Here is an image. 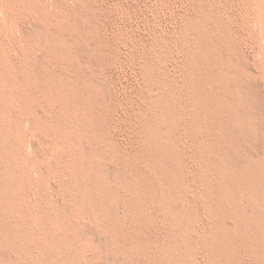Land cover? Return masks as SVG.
<instances>
[{
  "label": "rangeland",
  "instance_id": "rangeland-1",
  "mask_svg": "<svg viewBox=\"0 0 264 264\" xmlns=\"http://www.w3.org/2000/svg\"><path fill=\"white\" fill-rule=\"evenodd\" d=\"M238 1L18 0L19 4L16 13L17 25H10L7 22V16L2 11H0V32L4 30L10 38V43L13 47V53H17L16 55L14 54L13 57L15 58V60H17L18 63H22V53L24 51L27 52L28 50H30L34 60V72L35 75L39 78V84L37 85V87L30 90L26 97L27 107L24 113L25 120L22 124L23 134L21 136L23 141L22 149L19 150V156L18 154L12 156L9 155V159L13 161V163H20L28 169L31 182L33 183V186L35 188L34 190L36 194L32 197V200L37 210L36 213L29 214L27 208L24 207L23 201L15 194L11 195V193H9L6 181L2 178V175H0V264H31L32 261V264H41L42 261V264H55V261L56 264H115L117 261L118 263L116 264H121L122 262V264H150L153 263V261L151 262L152 259H150V257H147L146 254L153 252L156 253V251H159L157 253H160L163 247L170 250V257L163 256L164 264H172L169 262L173 261V264H231V262L232 264H264V225L261 224L264 223V196H262L264 195V185L262 184L264 183V125L262 124L264 123V34L263 28L259 23H257L256 21L247 22V14L245 13L244 8L248 7V5L251 3L248 0ZM233 4H236L238 6H233ZM229 11L230 13L232 11V13L230 14ZM241 14L243 16H241ZM216 16L218 18H216ZM210 26H212V29ZM199 35L205 36L207 39L211 38L209 39L211 41L212 39L216 42H219L221 40L228 41V44L225 46H208L209 48L211 47V50L213 48L215 51L214 53L213 50L211 51L209 49L210 52H212V56H214L215 58V62H213V64L212 60L208 59L207 63L210 62V65H208L209 69H211L212 72L215 69L216 71H218V73L222 72L224 76L227 75L226 78H228L229 76L232 77L233 75L234 78H228L232 81H235V78L237 79L236 83L240 86V90L242 91V93L240 92V97H245L247 101H245L246 99L242 103L237 101L236 103L241 104L238 105L235 103V101H233L232 96H230L232 99L230 98L231 100L229 101V103H226V105L228 104L227 107H233V109L236 108V111L239 110V113H237L241 116L242 119L245 117L244 120L246 121H248L246 116L249 117L250 115H253L250 116V118L254 121L258 118V120H256L255 122V125H257L256 128L258 127V130L256 129L255 131L256 133L249 131L250 129L245 128L246 126L244 127V124L241 125L237 122L234 123V121L229 120L228 118H226V120L224 119V126L226 127V129L218 130L217 126L213 124V121L209 120L208 118L206 119V117H203L200 121L188 117L185 119V117L181 116L182 113L199 112V110L201 111L200 113H203L205 111L204 107L202 109L201 106L196 105L190 99L187 100V98H184V95L182 96V94L184 93L188 94L196 91L199 92V87L209 83V81L206 80L205 76H203V74L199 70L189 67L190 64L202 61L201 58L196 53L194 55L193 52L196 47L199 46ZM217 62H219V64ZM239 63L240 65H238ZM247 65H249V67L251 65V69ZM29 67H32V64H30ZM244 67L245 69H243ZM215 70L214 72H216ZM190 72H192L193 74ZM237 72H239L240 74ZM218 73L216 72L215 74ZM187 76L188 78H186ZM237 77H240V80L242 81V87L241 81ZM188 80H190V82ZM251 80L254 81L252 82ZM192 81L194 82L193 85ZM188 82L191 84H188ZM196 82L200 84V86ZM214 83L215 84H212L211 86L217 87L219 85L217 84V82ZM209 85L210 83L208 84V86ZM254 85L255 88L253 87ZM51 88L58 89V91L55 89L58 93H60V91L63 92L64 96L66 97L65 100L58 94H52L50 92ZM242 88L247 89L244 90ZM250 89L251 91H249ZM255 89H257V91H255ZM230 92V94H232V89L230 90ZM252 94H254L255 96L259 95L260 100L257 101L258 98L257 100H254L256 97ZM201 97L204 99L206 98V101L209 99V97L205 94H201ZM232 101L234 104L232 103ZM258 102L260 103L258 104ZM163 103L165 104V107ZM168 103L170 104V106ZM177 103H179L178 106L181 108L176 106ZM243 104L245 106H243ZM252 105L256 106L252 107ZM240 111H243V115ZM254 115H256L257 118ZM163 116H169V122L167 124L161 123L160 120ZM143 118L155 120L157 126L164 134V142L167 143L170 152L165 153V150H159L156 147L154 148L153 144L151 145V147L154 148V154H150L147 152L145 145H149L151 143V139L146 133H144V130L147 128V124ZM17 121L18 116L16 112L12 115H9L6 121H4L7 132L11 134L10 140L14 139L15 125ZM206 123L209 125H207ZM202 126H205L211 130H209V132L202 131ZM261 126L262 128H260ZM192 129L198 131V134L200 136L197 135V137L196 135L192 134ZM259 130L260 132H258ZM1 131H4V127L2 125V122L0 121V132ZM247 131L251 133V135ZM226 132L229 137L223 138L222 136H224L223 134H226ZM240 132H242L243 136ZM64 134L66 136H64ZM258 134L260 136H258ZM245 135H248L250 139L248 136L246 138ZM71 137L73 138V140ZM259 137L262 139H260ZM251 138L254 139L251 140ZM228 140L229 142H227ZM246 140H248L247 142H251L247 143ZM243 143H245V145ZM254 143L257 144L255 145ZM1 144L3 145V147H10L11 143L10 141H2ZM209 144L212 145L210 146ZM247 145L251 146V150ZM242 146H244V148ZM221 150H225L226 152L228 151L227 154L229 155L230 159L223 157L220 154ZM254 150L255 152H259L255 153ZM147 153L148 157H146ZM178 153L180 154L178 155ZM71 155H75L78 159V167L79 170H81L79 171L81 173V184L75 183V185L73 179L64 170L66 169V164L69 162V159L72 157ZM116 155L118 156V158ZM257 156H259L260 159ZM138 157L140 160L143 159L155 162L158 168L160 160L166 162L170 166V169L166 172V174L165 172L162 173V177L164 176L163 178L166 179V182L159 186L160 189L163 187L161 190L166 195V197L170 201L177 204V208L167 210L165 208L163 209L164 212L159 210L160 216L158 215L156 219H153L149 216H147L146 218V215H144L143 218V216L138 212V208L135 209L136 207H138L137 205L140 202L136 200V196L131 191L129 192L130 189H127V184L128 182L130 183V180H132L133 176L139 177V175H141L142 171L138 169V167L134 163V159ZM240 157H242L243 159ZM245 158L247 159L244 160ZM262 158L263 160L261 161ZM216 159L219 160L217 161ZM236 160L237 163L235 164ZM49 161L51 163H49ZM173 161L175 163H173ZM242 161L243 163H241ZM228 163H231V165H229ZM232 164H235V166H233ZM259 165L260 169H258ZM227 167L229 169H226ZM0 168L5 169V165L1 163ZM49 168H51V170ZM155 169L156 167H151L149 169V172L152 170V175L154 176V178L156 177V179H158L159 175H157L158 173ZM238 169L239 171H237ZM84 171H86L87 173ZM230 172L231 175L228 174ZM204 174L206 175L202 177ZM219 175L221 177H219ZM236 175L253 178L256 182L252 183L254 185H251L250 182H247L251 186L247 183H242L243 185L239 183L241 186H243L239 187V184H237L238 182H236L237 180H234ZM258 175H260V177L263 179L261 180ZM68 176L70 177V179ZM85 176L87 178H84ZM95 177L98 179H96ZM89 178L92 179L90 180ZM94 179L95 181H93V183L92 180ZM221 181H224V183H221ZM88 183L91 188L90 186L88 187ZM220 184H222L223 186ZM234 184L236 186L235 190H239L237 191V195L240 192V198L238 196L236 201L233 202H237L235 204H232V202L228 199H224L226 201H224L223 199L220 200V198L217 199V196L215 194H212V197H208L204 194V190L206 189L207 185L212 187L210 189H218L219 193L226 191L230 187L234 188ZM255 184H258L259 187H257ZM79 185L82 186L80 187ZM83 185L85 188L83 187ZM86 186L88 187V189H90L91 192L86 189ZM221 186L224 188H221ZM253 186L256 187L254 188ZM260 186L262 187L260 188ZM172 187L173 189L171 190ZM186 188L188 189L186 190ZM247 189H250L249 192L256 189L255 191H257L258 194H256L255 191L250 192V194ZM260 189H262V191ZM76 191L80 192L78 193ZM111 191H113L114 194L111 193ZM245 192L248 194H245ZM85 193L89 194L92 197L88 196ZM116 194L119 196V198L118 196L116 197ZM85 195L87 198L85 197ZM122 195H124V197ZM187 195L189 196L187 197ZM243 195L244 199H242ZM246 195H248V197ZM81 196L83 197L81 198ZM256 196L258 197V199ZM68 198L73 201L71 202V200H69ZM102 198L104 200H102ZM249 198H251L250 202ZM79 199L82 201V204L80 203L81 210L85 208L82 211H79L80 208L77 209L79 204L76 202H78L77 200ZM96 199L98 201H96ZM258 200L259 202L261 200L262 205L261 202H258ZM89 201L96 202H94V204L92 203V207L93 205H95L93 209L92 207L89 209V206L87 205ZM102 201H104L105 203H102ZM109 201H111V204ZM84 202L86 205H83ZM98 202L99 204L98 206H96ZM198 202L200 206L198 205ZM200 202H202L203 204ZM224 202L225 204H227L225 208ZM240 203L242 204V206L240 205ZM246 203L248 205H251L252 203L253 204L250 208V205L248 206ZM114 204L116 205L115 208ZM220 204L222 206H220ZM256 204L259 208L255 206ZM82 205L84 207H82ZM235 205H237V207ZM253 205L255 207H253ZM230 207H233L237 213H229L230 211L228 212V210ZM248 207L251 209V213H249L250 209ZM55 209L58 211H56ZM72 209L74 211L70 213ZM198 209H200L201 211ZM85 210L87 211V213ZM116 210L118 211V213ZM83 211H85V213ZM165 211L169 214L170 218L172 217L171 219L166 218L168 222L163 216ZM213 211L215 215H212ZM258 211H262L263 213L259 212L262 215L256 213ZM170 212L173 213V216ZM253 212L257 217H253L255 216ZM177 213L183 216L177 215ZM73 214L76 215L74 216ZM79 214L81 215V218H79ZM120 214L121 216H119ZM247 214H249V216ZM71 215L73 217L72 219ZM234 215L238 217H235ZM68 216L69 218H67ZM174 216L175 219L173 218ZM148 217L153 220L149 219ZM221 217L223 219H220ZM251 217H253L254 220H252L253 218ZM179 219L181 220L179 221ZM259 219L260 221H258ZM32 220L34 221V223ZM70 220H74L72 221L73 223H71ZM174 220L177 223L179 222L180 226L177 227L174 223ZM26 221L28 225H26ZM75 221H77L76 224H74ZM80 221L81 223L79 224ZM212 221H214L215 223H213ZM247 221L249 222L248 225L250 226L245 228L247 226ZM255 221L261 223H256ZM236 222L238 223V226L236 225ZM243 223L246 224L245 227V224ZM240 224L243 226H240ZM167 225L169 226L167 227ZM253 225H256V227L258 225L259 226L255 228V226L252 227ZM28 226L29 228L31 227L32 230L28 229ZM72 226L76 227L73 228ZM187 226L190 227L187 228ZM213 226L215 227V230H213ZM243 227L245 228V230L247 229L248 232L245 231ZM260 227L262 228L263 235L261 234ZM230 228L232 229L233 234L235 232L234 230L241 231L242 228V231L244 230L245 233H242L241 231L240 233L238 232L239 234L237 233V235H235V232L234 236L231 233ZM249 228L251 229L249 230ZM70 229L72 230V233ZM253 229H256L255 231L257 232L259 230V232L255 233ZM77 230H79L78 233ZM24 231L26 233H24ZM28 231L29 233H36V235L38 236V240L33 237H31L30 239ZM105 231L110 232L109 234L112 237L110 235H107ZM114 231L116 233H113ZM132 231L135 232L133 233ZM211 231L219 232V234L223 236L229 242V244L232 243L230 244L231 247L229 246L225 248L211 242V239H209V233ZM225 231L228 232V234ZM53 232L54 234H52ZM57 232L60 237L59 235H57L58 237L56 236ZM88 232L90 234H88ZM176 232H178L177 234L179 235H177ZM23 233L24 236L22 235ZM39 234L41 236H39ZM71 236L74 237L71 238ZM79 236H83L82 238L84 239H78ZM114 237L116 238L113 241ZM181 237H183L184 239ZM86 238L89 240L87 241ZM29 239L33 241L30 242ZM72 240L74 242H72ZM91 240H94L95 242H92ZM116 240L117 242H115ZM137 241L140 243H138ZM114 242L118 244H115ZM39 243L40 245L42 244V247L39 246ZM67 243L70 246H68ZM70 243H74L72 245L76 246H71ZM113 243L115 245H113ZM119 243L121 245H119ZM136 243L139 245V247L138 245H136ZM147 243H149V245ZM249 243L253 245H250ZM25 244L28 245V247ZM93 245L94 247H92ZM133 245H136L137 247H134ZM58 246L61 247H59L61 250L59 248H56ZM128 246L130 250L127 248ZM29 247L30 249H32L30 250ZM73 247L75 249H73ZM140 247L141 249L142 247H144L141 251L148 250L147 253H142L140 251ZM33 248L35 251L33 250ZM45 248H47V251ZM76 248L77 250H79V252L76 250ZM159 248L161 250H159ZM133 250L135 252L137 251L136 253L140 258L138 256L136 257L135 252L133 254ZM258 250H260V252ZM33 251L37 254H34ZM236 251H238L239 253ZM54 252H57V256ZM26 253L27 256L25 255ZM42 254L43 256L45 255L44 259ZM219 254L221 255L219 256ZM51 255L54 257H52ZM62 256H64V258ZM55 257H58V259H55ZM175 257H177V259ZM60 258L63 260H61ZM169 258H171V261H166L169 260ZM57 260H60L59 262L61 263H59ZM222 260H224V262Z\"/></svg>",
  "mask_w": 264,
  "mask_h": 264
},
{
  "label": "bare ground",
  "instance_id": "bare-ground-1",
  "mask_svg": "<svg viewBox=\"0 0 264 264\" xmlns=\"http://www.w3.org/2000/svg\"><path fill=\"white\" fill-rule=\"evenodd\" d=\"M158 1V0H157ZM164 1V0H163ZM238 1V0H237ZM242 1V0H241ZM251 4H249L248 5V7H246V8H244V11H245V13L247 14V22H251V21H256L257 23H259L260 24V26L263 28V34H264V0H248ZM239 2V1H238ZM227 3V2H226ZM234 3V2H233ZM237 3V2H236ZM242 3V2H241ZM18 4H19V2H18V0H0V11H2L6 16H7V22L10 24V25H17L16 24V13H17V9H18ZM77 4V3H76ZM240 4V3H239ZM246 4V3H245ZM236 5V4H235ZM234 4H233V6H235ZM247 5V4H246ZM222 6V5H221ZM238 5H236V7H237ZM232 7V6H231ZM217 8V7H216ZM240 8V7H239ZM153 11V10H152ZM161 11V10H160ZM179 11V10H178ZM78 13V12H77ZM213 13V12H212ZM229 13H230V11H229ZM228 13V14H229ZM231 13H232V11H231ZM230 13V14H231ZM237 14V13H236ZM240 14V13H239ZM244 14V13H243ZM159 15V14H158ZM235 15V14H234ZM231 16V15H230ZM238 16V15H237ZM241 16H243L242 14H241ZM189 17V16H188ZM5 18V17H4ZM154 18V17H153ZM216 18H218L217 16H216ZM184 19V18H183ZM215 19V18H214ZM234 19V18H233ZM238 21V20H237ZM209 22V21H208ZM239 22V21H238ZM219 23V22H218ZM176 24V23H175ZM242 24V23H241ZM240 24V25H241ZM166 25V24H165ZM205 26V25H204ZM211 27V29H212V26H210ZM218 27V26H217ZM239 27V26H238ZM242 27V26H241ZM250 27V26H249ZM248 27V28H249ZM233 28V27H232ZM247 28V27H246ZM225 29V28H224ZM215 30V29H214ZM232 31V30H231ZM210 33V32H209ZM223 33V32H222ZM156 34V33H155ZM238 34V33H237ZM205 35V34H204ZM37 36V35H36ZM41 36V35H40ZM244 36V35H243ZM199 37H200V40H199V46H197L196 47V49L193 51L194 52V55H195V53L201 58V60H199V61H201V62H196V63H193V64H190L189 65V67L190 68H192V69H196V70H199L202 74H203V76H205V78H206V80H208L209 81V83H210V85L208 86V84H205V85H203V86H201V87H199L200 89H199V92H191V93H188V94H186V93H184V94H182V96L184 95V98H187V100L188 99H190L192 102H194L196 105H199V106H201L202 107V109H203V107H204V109H205V111L203 112V113H200L201 111L199 110V112H191V113H182V117H185V119L188 117V118H193V119H197V120H200L201 121V119L203 118V117H206V119L208 118L209 120H211V121H213V124H215L216 126H217V128H218V130H225L226 129V127L224 126L225 124H224V119L226 120V118H228L229 120H232V121H234V123L235 122H237V123H239V124H241V125H243L244 124V127L245 128H249V129H247V130H249V131H252V132H255L256 131V129L258 130V127L256 128V126L257 125H255V122H256V120H258V118L256 117V115H254L257 119L254 121L253 119H251L250 118V116H253V115H248L249 117H247L246 116V118L248 119V121H246V120H244V116H242V117H244L243 119L241 118V116L238 114L239 112V110L238 111H236L235 109L236 108H234L233 109V107H227V105H226V103H229V101L233 98V101H235V103L238 101V102H240V103H242V102H244V100L246 99L245 97L244 98H242V97H240V95H241V93H242V91L240 90L241 88H240V86L236 83L237 81V79L235 78V81H232V80H230L232 77H233V75H232V77H230V79H228V78H226V76H224L223 74H222V72H220V73H218V71H216L214 68V70L218 73V74H215L216 72H214V70H213V72H212V70L211 69H209V63H207V60L208 59H210V60H212V63L213 62H215L214 61V56H212V52H210V48L212 47V46H219V45H221V46H225V45H227L228 44V41H226V40H221V41H214L213 39H212V41L211 40H209V39H211V38H209V39H207L205 36H201V35H199ZM233 38H234V36H233ZM236 38H237V36H236ZM252 38H253V36H252ZM217 39V38H216ZM196 40V39H195ZM228 40V39H227ZM242 40V39H241ZM161 41V40H160ZM131 42V41H130ZM172 42V41H171ZM129 44V43H128ZM255 45V44H254ZM208 46H211L210 48L208 47ZM120 48V47H119ZM229 48V47H228ZM238 48V47H237ZM236 48V49H237ZM210 49V50H209ZM216 49V48H215ZM226 49H227V47H226ZM134 50V49H133ZM212 50L214 51V49L212 48ZM211 50V51H212ZM218 50V49H217ZM224 50V49H223ZM75 51V50H74ZM221 51V50H220ZM173 52V51H172ZM192 52V53H193ZM217 52V51H216ZM22 53V52H21ZM214 53H215V51H214ZM16 55L17 53H13V47L11 46V43H10V38L8 37V35H7V33L3 30V31H1L0 32V121L2 122V125H3V127H4V131L2 132H0V164L2 163V164H4L5 165V169L3 168V169H1L0 168V175H2V178L6 181V185H7V189H8V191H9V193H11V195H13V194H15L16 196H18L22 201H23V204H24V207H26L27 208V210H28V213L29 214H34V213H36V210H37V208H36V206H35V204H34V202H33V200H32V197L36 194L35 193V188H34V186H33V183L31 182V178H30V174H29V171H28V169L26 168V167H24L23 165H21L20 163H13V161H11L10 159H9V157L10 156H12V155H17L18 154V156H19V150L20 149H22V146H23V141H22V134H23V128H22V124H23V121L25 120V111H26V97H27V94L29 93V91L30 90H32V89H34L35 87H37V85L39 84V78L35 75V70H34V60H33V56H32V53L30 52V50H28L27 52L26 51H24L23 53H22V56H23V59H22V63H18L17 62V60H15V58L13 57V55ZM214 55V54H213ZM232 55V54H231ZM108 56V55H107ZM121 56V55H120ZM218 56V55H217ZM180 57H182V56H180ZM185 58V57H184ZM197 58V57H196ZM199 58V59H200ZM212 58V59H211ZM223 58H224V56H223ZM229 58V57H228ZM42 59V58H41ZM122 59V58H121ZM126 59V58H125ZM227 59V58H226ZM241 59V58H240ZM243 59V58H242ZM43 60V59H42ZM140 60V59H139ZM142 60V59H141ZM217 60V59H216ZM225 60V59H224ZM228 60H230V59H228ZM232 60V59H231ZM109 61V60H108ZM243 61V60H242ZM111 62V61H110ZM181 62V61H180ZM192 62H193V60H192ZM227 62V61H226ZM233 62V61H232ZM231 62V63H232ZM241 62V61H240ZM250 62V61H249ZM248 62V63H249ZM41 63V62H40ZM185 63H186V61H185ZM218 64H219V62H217ZM230 63V64H231ZM264 63V62H263ZM30 64H32V67H29V65ZM209 64V65H208ZM214 64V63H213ZM216 64V63H215ZM165 65V64H164ZM178 65H181V64H178ZM226 65V64H225ZM233 65V64H232ZM238 65H240V63L238 64ZM248 67H249V65H247ZM132 67V66H131ZM137 67V66H136ZM183 67V66H182ZM186 67V66H185ZM184 67V68H185ZM211 67V66H210ZM213 67V66H212ZM218 67V66H217ZM231 67V66H230ZM240 67V66H239ZM250 67H251V65H250ZM249 67V68H250ZM223 68V67H222ZM224 68H225V66H224ZM256 68V67H255ZM38 69V68H37ZM218 69V68H217ZM220 69V68H219ZM231 69V68H230ZM243 69H245V67L243 68ZM251 69V68H250ZM260 70V69H259ZM124 71V70H123ZM222 71V70H221ZM228 71V70H227ZM227 71H224V72H227ZM231 71V70H230ZM247 71V70H246ZM186 72V71H185ZM233 72V71H232ZM41 73V72H40ZM181 73V72H180ZM190 73H192V72H190ZM230 73V72H229ZM237 73H239V72H237ZM236 73V74H237ZM245 73V72H244ZM247 73V72H246ZM42 74V73H41ZM177 74V73H176ZM186 74V73H185ZM193 74V73H192ZM201 74V75H202ZM232 74V73H231ZM234 74V73H233ZM240 74V73H239ZM127 75V74H126ZM175 75V74H174ZM180 75V74H179ZM188 75V74H187ZM248 75H249V73H248ZM41 76V75H40ZM184 76V75H183ZM241 76V75H240ZM245 76V75H244ZM264 76V75H263ZM251 77V76H250ZM166 78V77H165ZM186 78H188V76L186 77ZM234 78V77H233ZM238 78V77H237ZM246 78V77H245ZM257 78V77H256ZM140 79V78H139ZM191 79H192V77H191ZM190 79V80H191ZM201 79V78H200ZM204 79V78H203ZM239 80H240V77L238 78ZM243 79H244V77H243ZM46 80V79H45ZM100 80V79H99ZM182 80V79H181ZM190 80H188L189 82H190ZM234 80V79H233ZM238 80V81H239ZM202 81V80H201ZM207 81V82H208ZM241 81V80H240ZM250 81V80H249ZM252 81V80H251ZM254 81V80H253ZM252 81V82H253ZM136 82V81H135ZM186 82V81H185ZM188 82V84H191V83H189ZM194 82H195V80H194ZM193 81H192V85H193V83H194ZM214 82H217V84H219L217 87H215V86H211L212 84H215ZM257 82V81H256ZM171 83V82H170ZM187 83V82H186ZM197 83V82H196ZM198 83H199V81H198ZM197 83V84H198ZM248 83V82H247ZM185 84V83H184ZM197 84H196V86H197ZM250 84H252V83H250ZM255 84V83H254ZM259 84H261V83H259ZM162 85V84H161ZM199 86H200V84H198ZM246 85V84H245ZM257 85V84H256ZM159 86V85H158ZM195 86V85H194ZM249 86H251V85H249ZM258 86V85H257ZM176 87V86H175ZM174 87V88H175ZM181 87V86H180ZM209 87V88H208ZM215 87V88H214ZM241 87H242V81H241ZM244 87V86H243ZM248 87V86H247ZM254 88H255V85L253 86ZM168 88V87H167ZM191 88V87H190ZM196 88V87H195ZM56 88H51L50 89V92L53 94H58L61 98H63L64 100H65V96H64V93L63 92H61L60 91V93H58L57 91H58V89H56ZM126 89V88H125ZM179 89V88H178ZM192 89V88H191ZM194 89V88H193ZM232 89V94H230L231 92H230V90ZM242 89H244V88H242ZM247 89V88H246ZM246 89H244V90H246ZM249 89V88H248ZM253 89V88H252ZM148 90V89H147ZM173 90V89H172ZM259 90H260V88H259ZM112 91V90H111ZM175 91V90H174ZM178 91V90H177ZM193 91V90H192ZM248 91V90H247ZM246 91V92H247ZM249 91H251V89L249 90ZM255 91H257V89H255ZM123 92V91H122ZM163 92V91H162ZM190 92V91H189ZM241 92V93H240ZM252 92H253V90H252ZM260 92V91H259ZM177 93V92H176ZM198 93H199V95H198ZM254 93H256V92H254ZM149 94V93H148ZM201 94H205V95H207L208 97H209V99L206 101L204 98H202L201 97ZM234 94V95H233ZM177 95V94H176ZM247 95V94H246ZM249 95H251V94H249ZM252 95H254V94H252ZM181 96V95H180ZM230 96H232V98L230 97ZM255 96V95H254ZM258 96V97H257ZM257 96H255L256 98L254 99V100H257V98H258V100L257 101H259L260 99H259V95H257ZM153 97V96H152ZM172 97V96H171ZM250 97V96H249ZM252 97V96H251ZM231 98V99H230ZM233 101H232V103H233ZM245 101H247V99L245 100ZM185 102V101H184ZM108 103V102H107ZM141 103V102H140ZM180 103V102H179ZM179 103H177L176 104V106L177 107H179L178 106V104ZM239 103V104H240ZM250 103V102H249ZM260 102H258V104H259ZM131 104V103H130ZM164 104V103H163ZM169 104V103H168ZM167 104V105H168ZM234 104V103H233ZM236 104H238V103H236ZM238 104V105H239ZM251 104V103H250ZM125 105V104H124ZM241 105V104H240ZM139 106V105H138ZM142 106V105H141ZM150 106V105H149ZM169 106H170V104H169ZM190 106V105H189ZM231 106V105H230ZM243 106H245L244 104H243ZM254 106H256V105H252V107H254ZM264 106V105H263ZM96 107V106H95ZM143 107V106H142ZM157 107V106H156ZM163 107V106H162ZM164 107H165V104H164ZM246 107H248V106H246ZM141 108V107H140ZM168 108V107H167ZM176 108V107H175ZM179 108H181V107H179ZM178 108V109H179ZM183 108V107H182ZM244 108V107H243ZM260 108V107H259ZM185 109V108H184ZM245 109V108H244ZM243 109V110H244ZM101 110V109H100ZM103 110V109H102ZM128 110V109H127ZM186 110V109H185ZM155 111V110H154ZM169 111V110H168ZM176 111V110H175ZM203 111V110H202ZM17 113V116H18V121L16 122V125H15V134H14V139H11L10 140V138H11V134L9 133V132H7V130H6V126H5V122L4 121H6V119H7V117L9 116V115H12V114H14V113ZM153 112V111H152ZM178 112V111H177ZM238 112V113H237ZM241 112V111H240ZM248 112V111H247ZM251 112V111H250ZM254 112V111H253ZM99 113V112H98ZM116 113V112H115ZM242 113V115H243V111L241 112ZM240 113V114H241ZM257 113V112H256ZM42 114V113H41ZM167 114V113H166ZM165 114V115H166ZM177 114V113H176ZM247 114V113H246ZM249 114V113H248ZM120 115V114H119ZM149 115V114H148ZM155 115H156V113H155ZM168 115V114H167ZM179 115V114H178ZM44 116V115H43ZM146 116V115H145ZM176 116V115H175ZM155 117V116H154ZM160 117V116H159ZM260 117V116H259ZM138 118V117H137ZM151 118H152V116H151ZM178 118V117H177ZM262 118V117H261ZM141 119V118H140ZM145 121H146V124H147V128L144 130V133H146L149 137H150V139H151V143L149 144V145H145V147H146V150H147V152L148 153H150V154H154V152H153V149L156 147L157 149H161V150H165V153H167V152H170V150H169V148H168V146H167V143H165L164 142V134H163V132L160 130V128L157 126V124H156V122H155V120L154 119H149V118H143ZM156 119H158V118H156ZM174 120V119H173ZM176 120H178V119H176ZM196 120V121H197ZM208 120V121H209ZM260 120V119H259ZM142 121V120H141ZM161 123H163V124H167L168 122H169V116H163L162 118H161ZM204 121V120H203ZM202 121V122H203ZM207 121V120H206ZM137 122V121H136ZM158 122V121H157ZM176 122V121H175ZM186 122V121H185ZM195 122V121H194ZM261 122V121H260ZM172 123V122H171ZM233 123V122H232ZM231 123V124H232ZM138 124V123H137ZM177 124H179V123H177ZM202 124V123H201ZM204 124V123H203ZM207 124V123H206ZM230 124V125H231ZM258 124H259V122H258ZM263 125H264V123H262ZM187 125V124H186ZM207 125H209V124H207ZM212 125V124H211ZM236 125V124H235ZM234 125V126H235ZM181 126V125H180ZM183 126V125H182ZM232 126V125H231ZM233 126V127H234ZM237 126V125H236ZM260 126V125H259ZM161 127V126H160ZM179 127V126H178ZM184 127V126H183ZM189 127V126H188ZM187 127V128H188ZM215 127V126H214ZM214 127H212V128H214ZM240 127V126H239ZM172 128H174V127H172ZM180 128V127H179ZM186 128V127H185ZM190 128V127H189ZM188 128V129H189ZM243 128V127H242ZM260 128H262V126L260 127ZM178 129V128H177ZM202 131H207V132H209V130H211V129H209V128H207V127H205V126H202ZM230 129V128H229ZM228 129V130H229ZM237 129V128H236ZM235 129V130H236ZM241 129V128H240ZM67 130H68V128H67ZM67 130H66V132H67ZM216 130V129H215ZM227 130V131H228ZM234 130V129H233ZM178 131V130H177ZM239 131V130H238ZM264 131V130H263ZM166 132H167V130H166ZM189 132H190V130H189ZM188 132V133H189ZM243 132H245V131H243ZM248 132V131H247ZM258 132H260V130L258 131ZM191 133L192 134H194V135H199L198 134V131H196V130H191ZM204 133V132H203ZM239 133V132H238ZM241 133V135H242V132H240ZM249 133V132H248ZM256 133V132H255ZM210 134V133H209ZM250 135H251V133H249ZM254 134V133H253ZM211 135V134H210ZM213 135H214V133H213ZM218 135H220V134H218ZM224 136H222L223 138H227V137H229V135L227 134V132H226V134H223ZM262 135V134H261ZM64 136H66L65 134H64ZM93 136V135H92ZM193 136V135H192ZM200 136V135H199ZM206 136V135H205ZM207 136H208V134H207ZM235 136V135H234ZM239 136H240V134H239ZM243 136V135H242ZM246 136V138H247V136L248 135H245ZM244 136V137H245ZM253 136V135H252ZM258 136H260L259 134H258ZM264 136V135H263ZM263 136H261V137H263ZM73 137V136H72ZM71 137V138H72ZM169 137V136H168ZM167 137V138H168ZM198 137V136H197ZM212 137V136H211ZM215 137V136H214ZM221 137V136H220ZM232 137V136H231ZM238 137V136H237ZM249 137V136H248ZM148 138V137H147ZM201 138V137H200ZM200 138H196V139H200ZM202 138H203V136H202ZM235 138V137H234ZM240 138V137H239ZM260 138V137H259ZM264 138V137H263ZM180 139H181V137H180ZM230 139V138H229ZM242 139V138H241ZM240 139V140H241ZM249 139H250V137H249ZM252 139H254V138H251V140ZM260 139H262V138H260ZM72 140H73V138H72ZM78 140V139H77ZM92 140V139H91ZM135 140V139H134ZM195 140V139H194ZM193 140V141H194ZM205 140V139H204ZM207 140H208V138H207ZM256 140V139H255ZM254 140V141H255ZM2 141H7V142H9L10 141V147H3V145L1 144V142ZM102 141V140H101ZM139 141V140H138ZM200 141V140H199ZM202 141V140H201ZM210 141V140H209ZM239 141V140H238ZM248 140H246V142H247ZM264 141V140H263ZM79 142V141H78ZM197 142V141H196ZM203 142V141H202ZM208 142V141H207ZM227 142H229V140L227 141ZM245 142V141H244ZM251 142V141H250ZM250 142H247V143H250ZM253 142V141H252ZM259 142H260V140H259ZM37 143V142H36ZM175 143V142H174ZM224 143V142H223ZM232 143V142H231ZM85 144V143H84ZM122 144V143H121ZM154 145V148H152L151 147V145ZM235 144V143H234ZM244 145H245V143H243ZM243 144H241V145H243ZM255 144V143H254ZM257 144V143H256ZM255 144V145H256ZM259 144V143H258ZM137 145H139V144H137ZM210 145V144H209ZM212 145V144H211ZM210 145V146H211ZM240 145V144H239ZM250 145H252V144H250ZM119 146V145H118ZM225 146V145H224ZM247 146H249V145H247ZM247 146H246V148H247ZM83 147H85V146H83ZM92 147V146H91ZM113 147V146H112ZM124 147V146H123ZM122 147V148H123ZM227 147H229V146H227ZM226 147V148H227ZM243 148H244V146H242ZM251 146H249V148H250ZM90 148V147H89ZM191 148V147H190ZM253 148V147H252ZM263 148V147H262ZM261 148V149H262ZM48 149H49V147H48ZM210 149V148H209ZM215 149H217V148H215ZM264 149V148H263ZM262 149V150H263ZM98 150V149H97ZM102 150V149H101ZM111 150V149H110ZM116 150V149H115ZM119 150V149H118ZM125 150V149H124ZM130 150V149H129ZM177 150V149H176ZM239 150V149H238ZM245 150V149H244ZM248 150V149H247ZM246 150V151H247ZM250 150H251V148H250ZM249 150V151H250ZM30 151V150H29ZM32 151V150H31ZM112 151V150H111ZM110 151V152H111ZM139 151V150H138ZM144 151V150H143ZM225 151V150H224ZM224 151H220V154L223 156V157H225V158H228V159H230V157H229V155L227 154V152L225 153ZM231 151H232V149H231ZM261 151V150H260ZM91 152V151H90ZM131 152V151H130ZM159 152V151H158ZM254 152H255V150H254ZM256 152H259V151H256ZM255 152V153H256ZM51 153V152H50ZM148 153H147V156L146 157H148ZM248 153V152H247ZM262 153V152H261ZM37 154V153H36ZM92 154V153H91ZM136 154V153H135ZM159 154V153H158ZM180 153H178V155H179ZM183 154V153H182ZM253 154V153H252ZM264 154V153H263ZM10 155V156H9ZM141 155V154H140ZM143 155V154H142ZM144 155H146V154H144ZM185 155V154H184ZM211 155V154H210ZM215 155V154H214ZM257 155H260V154H257ZM72 156V155H71ZM117 156V155H116ZM150 156H152V155H150ZM149 156V157H150ZM154 156V155H153ZM183 156V155H182ZM238 156V155H237ZM255 156H256V154H255ZM264 156V155H263ZM185 157V156H184ZM233 157V156H232ZM243 157V156H242ZM242 157H240V158H242ZM254 157V156H253ZM257 157H259V156H257ZM51 158V157H50ZM91 158V157H90ZM99 158V157H98ZM116 158V157H115ZM117 158H118V156H117ZM152 158V157H151ZM155 158V157H154ZM163 158V157H162ZM161 158V159H162ZM167 158V157H166ZM179 158V157H178ZM180 158H181V156H180ZM215 158V157H214ZM89 159V158H88ZM149 159V158H148ZM164 159H165V156H164ZM243 159V158H242ZM247 158H245L244 160H246ZM259 159H260V157H259ZM77 157L75 156V155H73L70 159H69V162L66 164V169H64L65 171H66V173H68V175L73 179V181H74V184L75 183H77V184H81L80 183V180H81V173L79 172V171H81V170H79V167H78V162H77ZM143 160V159H142ZM140 160L139 159V157L138 158H135L134 159V163L136 164V166L138 167V169H140L142 172H141V175H139V177H134L133 176V178H132V180H130V183L128 182V184H127V189H130L129 190V192L131 191L135 196H136V200H138L140 203H138V207H136L135 205V209H137L138 210V212L143 216V218H144V215H146V218H147V216H149V217H151V218H153V219H156L157 217H158V215H159V210H161V211H163V209H165L166 208V210L167 209H175V208H177V204H175L174 202H172V201H170L167 197H166V195L163 193V191L160 189V186L159 185H161V184H164L165 182H166V179H164L163 177H162V173L163 172H165V174H166V172L167 171H169V169H170V166L166 163V162H163V161H161L160 160V162H159V168L156 166V163L155 162H151V161H148V160ZM156 160H158V159H156ZM217 160V159H216ZM219 160V159H218ZM217 160V161H218ZM235 160V159H234ZM239 160V159H238ZM243 160V161H244ZM258 160V159H257ZM263 160V158L261 159V161ZM95 161V160H94ZM99 161V160H98ZM120 161V160H119ZM128 161V160H127ZM186 161V160H185ZM213 161V160H212ZM223 161V160H222ZM227 161V160H226ZM233 161V160H232ZM243 161L241 162V163H243ZM92 162V161H91ZM108 162H110V161H108ZM125 162V161H124ZM170 162V161H169ZM172 162V161H171ZM183 162H184V160H183ZM216 162V161H215ZM234 162V161H233ZM240 162V161H239ZM245 162V161H244ZM247 162V161H246ZM49 163H51L50 161H49ZM113 163V162H112ZM121 163V162H120ZM173 163H175L174 161H173ZM187 163V162H186ZM190 163V162H189ZM220 163H221V161H220ZM237 163V160H236V162H235V164ZM84 164V163H83ZM98 164V163H97ZM213 164V163H212ZM219 164V163H218ZM229 164V163H228ZM235 164L233 165V166H235ZM258 164V163H257ZM50 165V164H49ZM189 165V164H188ZM210 165V164H209ZM222 165V164H221ZM229 165H231V163L229 164ZM238 165V164H237ZM236 165V166H237ZM243 165V164H242ZM254 165V164H253ZM264 165V164H263ZM56 166V165H55ZM59 166V165H58ZM92 166V165H91ZM175 166V165H174ZM177 166V165H176ZM193 166V165H192ZM224 166H227V165H224ZM262 166V165H261ZM108 167V166H107ZM128 167V166H127ZM151 167H156V169L155 170H157V175H159V178L158 179H156V177L154 178V176L152 175V173H151V171L149 172V169L151 168ZM182 167V166H181ZM187 167V166H186ZM205 167V166H204ZM222 167V166H221ZM229 167V166H228ZM226 168V169H229V168ZM242 167V166H241ZM241 167H239V168H241ZM254 167V166H253ZM33 168V167H32ZM56 168V167H55ZM81 168V167H80ZM86 168V167H85ZM96 168V167H95ZM94 168V169H95ZM109 168V167H108ZM231 168V167H230ZM235 168V167H234ZM44 169V168H43ZM47 169V168H46ZM50 170H51V168H49ZM98 169V168H97ZM136 169V168H135ZM187 169V168H186ZM246 169V168H245ZM250 169H252V168H250ZM254 169L256 170V168L254 167ZM258 169H260V165H259V168ZM90 170V169H89ZM96 170V169H95ZM112 170V169H111ZM173 170V169H172ZM185 170V169H184ZM196 170V169H195ZM232 170H234V169H232ZM241 170V169H240ZM249 170V169H248ZM37 171V170H36ZM87 171V170H86ZM86 171H84V172H86ZM91 171V170H90ZM108 171V170H107ZM194 171V170H193ZM207 171H208V169H207ZM229 171H231V170H229ZM236 171V170H235ZM237 171H239V169L237 170ZM257 171V170H256ZM96 172V171H95ZM120 172V171H119ZM155 172V171H154ZM87 173V172H86ZM130 173V172H129ZM140 173V172H139ZM149 173H151V174H149ZM182 173H184V172H182ZM214 173V172H213ZM234 173V172H233ZM242 173V172H241ZM240 173V174H241ZM255 173V172H254ZM264 173V172H263ZM93 174V173H92ZM91 174V175H92ZM187 174V173H186ZM228 174H230L231 175V172L230 173H228ZM235 174V173H234ZM237 174V173H236ZM250 174H252V173H250ZM36 175V174H35ZM40 175V174H39ZM87 175V174H86ZM133 175V174H132ZM137 175V174H136ZM150 175H152V176H150ZM184 175V174H183ZM206 174H204L202 177H204ZM210 175H212V174H210ZM229 175V176H230ZM247 175V174H246ZM257 175V174H256ZM263 175V174H262ZM38 176V175H37ZM53 176V175H52ZM66 176V175H65ZM68 176V177H69ZM113 176V175H112ZM120 176V175H119ZM250 176V175H249ZM259 177H260V175H258ZM67 177V178H68ZM70 177H69V179H70ZM82 177H83V175H82ZM91 177V176H90ZM128 177V176H127ZM126 177V178H127ZM218 177V176H217ZM219 177H221L220 175H219ZM256 177V176H255ZM264 177V176H263ZM43 178V177H42ZM84 178H87L86 176L84 177ZM94 178V177H93ZM96 178V177H95ZM101 178V177H100ZM99 178V179H100ZM131 178V177H130ZM129 178V179H130ZM211 178V177H210ZM224 178V177H223ZM257 178V177H256ZM261 178V177H260ZM39 179H40V177H39ZM90 180L92 179V178H89ZM96 179H98V178H96ZM106 179V178H105ZM112 179V178H111ZM110 179V180H111ZM180 179V178H179ZM209 179V178H208ZM221 179V178H220ZM259 179V178H258ZM263 178H261V180H262ZM85 180V179H84ZM114 180V179H113ZM173 180V179H172ZM175 180V179H174ZM223 180V179H222ZM227 180V179H226ZM228 180H229V178H228ZM234 180H237L236 182H238L237 184H239V183H247V182H250L251 183V185H254V184H252V183H255L256 181L253 179V178H247V177H244V176H235V178H234ZM260 180V179H259ZM50 181V180H49ZM86 181V180H85ZM93 181H95V179L94 180H92V182ZM100 181V180H99ZM107 181H108V179H107ZM184 181V180H183ZM187 181V180H186ZM198 181H199V179H198ZM220 181V180H219ZM232 181V180H231ZM66 182V181H65ZM84 182V181H83ZM88 182V181H87ZM110 182V181H109ZM209 182V181H208ZM215 182H216V180H215ZM228 182V181H227ZM233 182V181H232ZM67 183V182H66ZM90 183V182H89ZM89 183H88V187L90 186L89 185ZM94 183V182H93ZM96 183V182H95ZM111 183V182H110ZM116 183V182H115ZM221 183H224V181L222 182L221 181ZM261 183V182H260ZM55 184V183H54ZM84 184V183H83ZM92 184V183H91ZM99 184V183H98ZM104 184V183H103ZM170 184V183H169ZM168 184V185H169ZM203 184H206V183H203ZM230 184V183H229ZM247 184H249V183H247ZM263 185H264V183H262ZM261 184V185H262ZM53 185V184H52ZM58 185V184H57ZM76 185V184H75ZM85 185V184H84ZM84 185H83V187H84ZM193 185V184H192ZM213 185V184H212ZM220 185H222V184H220ZM233 185V184H232ZM243 185V184H242ZM246 185V184H245ZM250 185V184H249ZM250 185V186H251ZM256 185V184H255ZM74 186V185H73ZM80 187L82 186V185H79ZM93 186V185H92ZM97 186H99V185H97ZM102 186V185H101ZM104 186V185H103ZM223 186V185H222ZM221 186V188H224V187H222ZM227 186V185H226ZM239 187L241 186L240 184L238 185ZM257 187H259L258 186V184L256 185ZM255 186V187H256ZM42 187V186H41ZM44 187V186H43ZM65 187V186H64ZM77 187V186H76ZM79 187V188H80ZM88 187L86 186V189L87 190H89V192H91L90 191V189H88ZM96 187V186H95ZM171 187V186H170ZM220 187V186H219ZM218 187V188H219ZM235 184H234V188L233 187H230V188H228L226 191H223V192H219L218 193V189H217V187H216V189L217 190H213V189H215V188H213V189H210V188H212V187H210L209 185H207L206 186V189L204 190V194L206 195V196H208V197H212V194L214 195H216L217 196V199L218 198H220V200H224V199H228L229 201H231L232 202V204H235V203H237V202H235V203H233L234 201H236V199L238 198V196H239V194H240V192H239V194L237 195V191H239V190H235ZM241 187H243V186H241ZM254 187V186H253ZM254 187V188H255ZM262 186H260V188H261ZM57 188V187H56ZM75 188V187H74ZM78 188V189H79ZM85 188V187H84ZM90 188H91V186H90ZM112 188V187H111ZM248 188V187H247ZM76 189V188H75ZM173 189V187L171 188V190ZM188 188H186V190H187ZM201 189V188H200ZM220 189V188H219ZM251 189V188H250ZM249 189V190H250ZM253 189V188H252ZM259 189V188H258ZM263 189H264V187H263ZM72 190V189H71ZM77 190V189H76ZM85 190V189H84ZM86 190V191H87ZM102 190V189H101ZM119 190V189H118ZM125 190H126V188H125ZM223 190V189H222ZM244 190V189H243ZM249 190L247 189V191L249 192ZM256 189H254V190H252L253 192L255 191ZM261 191H262V189H260ZM58 191V190H57ZM74 191V190H73ZM72 191V192H73ZM93 191H94V189H93ZM93 191H92V193H93ZM221 191V190H220ZM241 191V190H240ZM246 191V190H245ZM252 191H250V192H252ZM41 192V191H40ZM68 192V191H67ZM76 192H78V191H76ZM80 192V191H79ZM78 192V193H79ZM82 192H83V190H82ZM88 192V193H89ZM110 192V191H109ZM108 192V193H109ZM180 192V191H179ZM188 192V191H187ZM203 192V191H202ZM249 192V193H250ZM256 192V194H258L257 193V191H255ZM55 193V192H54ZM70 193V192H69ZM103 193V192H102ZM105 193H107V192H105ZM111 193H113V191H111ZM117 193V192H116ZM125 193V192H124ZM178 193V192H177ZM197 193V192H196ZM71 194V193H70ZM70 194H69V196H70ZM81 194V193H80ZM85 194H87V193H85ZM114 194V193H113ZM112 194V195H113ZM130 194V193H129ZM203 194V195H204ZM245 194H248V193H246L245 192ZM251 194V193H250ZM255 194V195H256ZM261 194V193H260ZM49 195V194H48ZM77 195V194H76ZM83 195V194H82ZM88 196H90L89 194H87ZM120 195V194H119ZM253 195V194H252ZM118 195L116 194V197H117ZM123 197H124V195H122ZM131 196V195H130ZM189 195H187V197H188ZM247 197H248V195H246ZM254 196V195H253ZM253 196H251V197H253ZM262 196H264V195H262ZM63 197V196H62ZM66 197H68V196H66ZM83 196H81V198H82ZM85 197H86V195H85ZM90 197H92V196H90ZM106 197H107V195H106ZM108 197H109V195H108ZM242 197V196H241ZM257 197V196H256ZM255 197V198H256ZM70 198V197H69ZM68 198V199H69ZM76 198H77V196H76ZM79 198V197H78ZM80 198V199H81ZM87 198V197H86ZM86 198H85V200H86ZM93 198H94V196H93ZM98 198V197H97ZM100 198V197H99ZM114 198V197H113ZM118 198H119V196H118ZM121 198V197H120ZM239 198H240V196H239ZM35 199V198H34ZM73 199V198H72ZM79 199V200H80ZM84 199V198H83ZM89 199V198H88ZM115 199V198H114ZM122 199V198H121ZM128 199H130V198H128ZM207 199V198H206ZM213 199V198H212ZM242 199H244V195H243V198ZM250 200H249V202L251 201V198H249ZM257 199H258V197H257ZM261 199V198H260ZM69 200H71V199H69ZM68 200V201H69ZM77 200L78 202H76V203H78L79 204V206L77 207V209H79L80 208V203L82 204V201L80 200ZM91 200V199H90ZM95 200V199H94ZM102 200H104L103 198H102ZM106 200V199H105ZM109 200V199H108ZM120 200V199H119ZM125 200H126V198H125ZM200 200H201V197H200ZM240 200V199H239ZM248 200V199H247ZM264 200V199H263ZM73 200H71V202H72ZM75 201V200H74ZM88 201V200H87ZM96 201H98L97 199H96ZM100 201V200H99ZM224 201H226V200H224ZM242 201V200H241ZM256 201V200H255ZM40 202V201H39ZM38 202V203H39ZM95 202V201H94ZM94 202H91V201H89L88 202V206H89V209L92 207V203L94 204ZM104 201H102V203H103ZM106 202H108V201H106ZM110 202V204H111V201H109ZM118 202V201H117ZM143 202H144V205H143ZM192 202H193V200H192ZM196 202V201H195ZM217 202V201H216ZM254 202V201H253ZM258 202H259V200H258ZM260 202H261V200H260ZM259 202V203H260ZM44 203V202H43ZM60 203V202H59ZM96 203V202H95ZM105 203V202H104ZM126 203V202H125ZM200 203H202V202H200ZM221 203V202H220ZM228 203V202H227ZM255 203V202H254ZM98 204H99V202L97 203V205L96 206H98ZM118 204V203H117ZM131 204V203H130ZM146 204V205H145ZM181 204V203H180ZM197 204V203H196ZM203 204V203H202ZM207 204V203H206ZM217 204V203H216ZM224 204H225V202H224ZM223 204V205H224ZM231 204V205H232ZM247 204V203H246ZM253 204V203H252ZM252 204L250 205V208H251V206H252ZM258 204V203H257ZM257 204L255 205V206H257ZM44 205V204H43ZM71 205V204H70ZM83 205H86L85 204V202H84V204ZM82 205V207H84ZM113 205V204H112ZM115 205V204H114ZM133 205V204H132ZM198 205L200 206V204H199V202H198ZM213 205V204H212ZM227 204H225L224 205V208H225V206H226ZM239 205V204H238ZM240 205L242 206V204L240 203ZM248 205V204H247ZM248 205V206H249ZM261 205H262V202H261ZM41 206V205H40ZM95 205H93V207H94ZM101 206V205H100ZM220 206H222L221 204H220ZM236 207H237V205H235ZM254 205H253V207H255ZM259 206H260V204H259ZM63 207V206H62ZM93 207H92V209H93ZM116 207V205L114 206V208ZM181 207V206H180ZM179 207V208H180ZM213 207V206H212ZM215 207V206H214ZM239 207V206H238ZM258 207V206H257ZM46 208V207H45ZM44 208V209H45ZM73 208V207H72ZM98 208V207H97ZM104 208V207H103ZM108 208H109V205H108ZM197 208V207H196ZM199 208V207H198ZM201 208V207H200ZM205 208V207H204ZM218 208V207H217ZM228 208V207H227ZM226 208V209H227ZM246 208V207H245ZM249 208V207H248ZM249 208V209H250ZM259 208V207H258ZM263 208V207H262ZM70 209H71V206H70ZM85 209V208H84ZM84 209H82V210H84ZM117 209V208H116ZM216 209V208H215ZM239 209V208H238ZM241 209H243V208H241ZM257 209V208H256ZM264 209V208H263ZM41 210V209H40ZM48 210V209H47ZM56 210V209H55ZM81 210V208L79 209V211H82ZM97 210V209H96ZM98 210H99V208H98ZM104 210V209H103ZM114 210V209H113ZM198 210H200V209H198ZM225 210V209H224ZM261 210V209H260ZM56 211H58V210H56ZM74 210L72 209V211H70V213L71 212H73ZM77 211V210H76ZM78 211V212H79ZM86 211V210H85ZM85 211H83L84 213H85ZM91 211V210H90ZM100 211V210H99ZM99 211H98V213H99ZM112 211V210H111ZM117 211V210H116ZM120 211V210H119ZM174 211V210H173ZM201 211V210H200ZM222 211V210H221ZM230 211V212H229ZM240 211H243V210H240ZM246 211H248V210H246ZM250 212L249 213H251V209L249 210ZM255 211V210H254ZM92 212V211H91ZM91 212H89V213H91ZM94 212H96V211H94ZM110 212V211H109ZM113 212H115V211H113ZM129 212V211H128ZM135 212V211H134ZM164 212V211H163ZM226 212V211H225ZM228 212L229 213H237L236 212V210L233 208V207H230L229 208V210H228ZM259 212H262V211H258V212H256V213H258V214H260ZM41 213V212H40ZM52 213V212H51ZM86 213H87V211H86ZM117 213H118V211H117ZM120 213V212H119ZM123 213H124V211H123ZM171 213V212H170ZM223 213H224V211H223ZM228 213V214H229ZM247 213V212H246ZM263 213V212H262ZM68 214V213H67ZM161 214V213H160ZM222 214V213H221ZM243 214V213H242ZM253 214H254V212H253ZM49 215H50V213H49ZM48 215V216H49ZM53 215V214H52ZM52 215H51V217H52ZM56 215V214H55ZM69 215V214H68ZM74 215V214H73ZM76 215V214H75ZM74 215V216H75ZM77 215H78V213H77ZM80 215V214H79ZM95 215V214H94ZM100 215V214H99ZM124 215V214H123ZM133 215V214H132ZM137 215V214H136ZM162 215V214H161ZM171 215L173 216V213H171ZM177 215H180V214H178L177 213ZM209 215V214H208ZM212 215H215V213H214V211H213V213H212ZM217 215V214H216ZM227 215V214H226ZM238 215V214H237ZM248 216H249V214H247ZM255 216H253L254 218L255 217H257L256 216V214H254ZM260 215H262V214H260ZM37 216V215H36ZM67 216V215H66ZM65 216V217H66ZM89 216V215H88ZM111 216V215H110ZM119 216H121V214L119 215ZM160 216V215H159ZM163 216L165 217V219L167 218V219H171L170 217H169V214L165 211V213L163 214ZM180 216H183V215H180ZM221 216H223V215H221ZM232 216V215H231ZM235 216V215H234ZM239 216H240V214H239ZM243 216V215H242ZM246 216V215H245ZM50 217V218H51ZM58 217V216H57ZM56 217V218H57ZM59 217H60V215H59ZM98 217H100V216H98ZM132 217V216H131ZM130 217V218H131ZM148 217V218H149ZM184 217H185V215H184ZM183 217V218H184ZM235 217H238V216H235ZM253 217H251V218H253ZM9 218V217H8ZM36 218V217H35ZM67 218H69V216L67 217ZM73 217H72V215H71V219H72ZM79 218H81V215H80V217ZM110 218V217H109ZM124 218V217H123ZM142 218V219H143ZM151 218H149V219H151ZM174 219H175V216L173 217ZM179 218V217H178ZM215 218V217H214ZM254 218L252 219V220H254ZM60 219V218H59ZM75 219V218H74ZM91 219V218H90ZM94 219V218H93ZM119 219H120V217H119ZM122 219V218H121ZM125 219V218H124ZM153 219H151V220H153ZM166 219V220H167ZM176 219H177V217H176ZM213 219V218H212ZM220 219H223L222 217L220 218ZM27 220V219H26ZM30 220V219H29ZM28 220V221H29ZM36 220V219H35ZM62 220H64V219H62ZM123 220V219H122ZM181 219H179V221H180ZM215 220V219H214ZM218 220V219H217ZM233 220H234V218H233ZM236 220V219H235ZM240 220V219H239ZM261 220H262V218H261ZM31 221V220H30ZM33 221V220H32ZM37 221V220H36ZM35 221V222H36ZM57 221H59V220H57ZM65 221H66V219H65ZM65 221H63V222H65ZM68 221V220H67ZM71 221V223H73L72 221H74V220H70ZM148 221H150V220H148ZM159 221V220H158ZM171 221V220H170ZM172 221H173V219H172ZM178 221V220H177ZM223 221V220H222ZM224 221H225V218H224ZM230 221V220H229ZM238 221V220H237ZM257 221V220H256ZM255 221V222H256ZM258 221H260V219L258 220ZM76 222L77 221H75V223L74 224H76ZM111 222V221H110ZM121 222V221H120ZM125 222V221H124ZM156 222V221H155ZM162 222V221H161ZM167 222H168V220H167ZM204 222V221H203ZM213 223H215L214 221H212ZM218 222V221H217ZM231 222V221H230ZM239 222V221H238ZM249 222H250V220H249ZM248 221H247V226H246V224L245 223H243V224H245L244 225V227L245 228H247L248 226H250V225H248V223H249ZM264 222V221H263ZM31 223V222H30ZM33 223H34V221H33ZM37 223V222H36ZM35 223V224H36ZM70 223V224H71ZM81 223V221L79 222V224ZM109 223V222H108ZM119 223V222H118ZM127 223V222H126ZM144 223V222H143ZM163 223V222H162ZM166 223V222H165ZM171 223V222H170ZM174 223H175V225L178 227V226H180V223L178 222H176L175 220H174ZM173 223V224H174ZM201 223H202V221H201ZM220 223H221V220H220ZM241 223H242V220H241ZM253 223V222H252ZM251 223V224H252ZM256 223H261V222H256ZM55 224V223H54ZM58 224H59V222H58ZM62 224H64V223H62ZM112 224V223H111ZM114 224H115V222H114ZM153 224V223H152ZM159 224V223H158ZM182 224V223H181ZM207 224V223H206ZM228 224H232V223H228ZM261 224H263L264 225V223H261ZM26 225H28L27 224V221H26ZM26 225H25V227H26ZM65 225H67V224H65ZM68 225H69V223H68ZM73 225V224H72ZM113 225V224H112ZM130 225V224H129ZM133 225V224H132ZM141 225V224H140ZM183 225V224H182ZM181 225V226H182ZM226 225V224H225ZM236 225L238 226V223L236 222ZM235 225V226H236ZM257 225V224H256ZM256 225H253L252 227H254L255 226V228H257L256 227ZM262 225V226H263ZM30 226H31V224H30ZM33 226V225H32ZM100 226V225H99ZM116 226H117V224H116ZM121 226V225H120ZM126 226V225H125ZM137 226V225H136ZM142 226V225H141ZM159 226V225H158ZM162 226V225H161ZM169 225H167V227H168ZM174 226V225H173ZM203 226V225H202ZM206 226V225H205ZM217 226V225H216ZM240 226H243V225H241L240 224ZM261 226V227H262ZM57 227V226H56ZM64 227V226H63ZM70 227V226H69ZM73 227V226H72ZM74 227H76V226H74ZM73 227V228H74ZM96 227V226H95ZM105 227V226H104ZM103 227V228H104ZM111 227V226H110ZM138 227V226H137ZM140 227V226H139ZM171 227V226H170ZM175 227V226H174ZM185 227V226H184ZM188 227H190V226H187V228ZM207 227V226H206ZM223 227V226H222ZM232 227V226H231ZM243 227V228H244ZM251 227V228H252ZM260 227V228H261ZM65 228V227H64ZM81 228V227H80ZM118 228V227H117ZM136 228V227H135ZM181 228V227H180ZM215 227L213 226V230H215L214 229ZM226 228V227H225ZM234 228V227H233ZM238 228V227H237ZM236 228V229H237ZM241 228V227H240ZM242 228V229H243ZM245 228H244V230H245ZM251 228H249V230L251 229ZM28 229H30V230H32L31 229V227L29 228V226H28ZM57 229V228H56ZM62 229V228H61ZM77 229V228H76ZM99 229V228H98ZM160 229V228H159ZM164 229H165V227H164ZM182 229V228H181ZM190 229V228H189ZM229 229V228H228ZM231 229V228H230ZM242 229H241V231H242ZM259 229V228H258ZM7 230V229H6ZM34 230V229H33ZM39 230V229H38ZM58 230V229H57ZM71 230V229H70ZM80 230V229H79ZM79 230H77V233H78V231ZM106 230V229H105ZM130 230V229H129ZM134 230V229H133ZM163 230V229H162ZM178 230H179V228H178ZM223 230V229H222ZM243 230V231H244ZM254 230V229H253ZM256 230V229H255ZM254 230V231H255ZM21 231H22V229H21ZM26 231V230H25ZM24 231V233H26ZM37 231V230H36ZM59 231V230H58ZM68 231V230H67ZM75 231V230H74ZM96 231V230H95ZM108 231H109V229H108ZM120 231H122V230H120ZM139 231H140V229H139ZM159 231V230H158ZM177 231V230H176ZM226 231H227V229H226ZM225 231V232H226ZM236 232V234H235V232ZM233 232H234V234L235 235H237V233L239 232H241L240 230H234ZM242 231V233H245V231H247V229L243 232ZM253 231V232H254ZM70 232V231H69ZM86 232V231H85ZM92 232V231H91ZM106 232V231H105ZM133 232V231H132ZM135 232V231H134ZM133 232V233H134ZM138 232V231H137ZM136 232V233H137ZM171 232V231H170ZM220 232H221V230H220ZM248 232V231H247ZM257 231H255V233H256ZM258 232H259V230H258ZM257 232V233H258ZM264 232V231H263ZM24 233L22 234L23 236H24ZM28 233H29V231H28ZM27 233V234H28ZM61 233V232H60ZM67 233V232H66ZM71 233H72V230H71ZM76 233V234H77ZM82 233V232H81ZM103 233V232H102ZM107 233V235H110L109 233L110 232H106ZM113 233H116L115 231L113 232ZM126 233V232H125ZM141 233V232H140ZM146 233V232H145ZM178 232H176V234H177ZM190 233V232H189ZM195 233V232H194ZM227 234H228V232H226ZM230 233V232H229ZM231 233H232V229H231ZM230 233V234H231ZM238 233V234H239ZM38 234V233H37ZM49 234V233H48ZM52 234H54V232L52 233ZM83 234V233H82ZM85 234V233H84ZM88 234H90L89 232H88ZM87 234V235H88ZM139 234V233H138ZM138 234H135V235H138ZM222 234H223V232H222ZM233 234V233H232ZM233 234V235H234ZM248 234V233H247ZM261 234H262V228H261ZM261 234H259V235H261ZM57 235H59L58 234V232H57V234H56V236ZM87 235H86V237H87ZM96 235V234H95ZM101 235V234H100ZM112 235H114V234H112ZM121 235V234H120ZM128 235V234H127ZM177 235H179V234H177ZM191 235V234H190ZM234 235V236H235ZM254 235V234H253ZM253 235H251V236H253ZM263 235V234H262ZM8 236V235H7ZM29 238L31 239V237H33V238H36L37 239V235H36V233L34 234V233H32V232H30L29 233ZM39 236H41L40 234H39ZM50 236V235H49ZM111 236V235H110ZM115 236H116V234H115ZM186 236V235H185ZM189 236V235H188ZM197 236V235H196ZM200 236V235H199ZM231 236V235H230ZM240 236V235H239ZM238 236V237H239ZM245 236V235H244ZM255 236V235H254ZM258 236V235H257ZM58 237V236H57ZM59 237H60V235H59ZM62 237V236H61ZM72 237H74V236H71V238ZM78 237V236H77ZM83 237V236H82ZM82 237H80L79 236V238L78 239H81V240H83L84 238H82ZM85 237V236H84ZM92 237V236H91ZM90 237V238H91ZM98 237V236H97ZM107 237V236H106ZM112 237V236H111ZM141 237V236H140ZM147 237V236H146ZM174 237V236H173ZM198 237V236H197ZM209 239H211V242H213V243H215V244H217V245H219V246H223V247H225V248H227V247H229L230 246V244H232V243H230L229 244V242L223 237V236H221L220 234H219V232H217V231H211L210 233H209ZM22 238V237H21ZM24 238V237H23ZM40 238V237H39ZM42 238V237H41ZM51 238V237H50ZM54 238V237H53ZM63 238V237H62ZM65 238V237H64ZM67 238V237H66ZM68 238H69V236H68ZM70 238V239H71ZM89 238V237H88ZM93 238V237H92ZM109 238V237H108ZM115 238L116 237H114V239H113V241L115 240ZM133 238V237H132ZM136 238V237H135ZM181 238H183V237H181ZM186 238H188V237H186ZM245 238V237H244ZM253 238V237H252ZM260 238V237H259ZM261 238H262V236H261ZM263 238H264V236H263ZM26 239H28V238H26ZM29 239V240H30ZM60 239V238H59ZM69 239V240H70ZM87 239V238H86ZM100 239H101V237H100ZM106 239V238H105ZM126 239V238H125ZM171 239H172V237H171ZM184 239V238H183ZM229 239V238H228ZM231 239V238H230ZM238 239V238H237ZM251 239V238H250ZM258 239V238H257ZM38 240V239H37ZM41 240V239H40ZM43 240V239H42ZM66 240H68V239H66ZM73 240H74V238H73ZM72 240V242H74ZM89 239H87V241H88ZM98 240V239H97ZM108 240V239H107ZM135 240V239H134ZM142 240V239H141ZM154 240V239H153ZM156 240V239H155ZM232 240V239H231ZM8 241H10V240H8ZM31 241H33V240H30V242ZM35 241V240H34ZM46 241V240H45ZM61 241V240H60ZM92 242L94 241V240H91ZM109 241V240H108ZM143 241V240H142ZM260 241H261V239H260ZM264 241V240H263ZM39 242V241H38ZM41 242V241H40ZM44 242V241H43ZM47 242V241H46ZM54 242V241H53ZM53 242H52V245H53ZM57 242V241H56ZM77 242V241H76ZM80 242V241H79ZM95 242V241H94ZM115 242H117V240L115 241ZM114 242V243H115ZM123 242V241H122ZM138 242V241H137ZM157 242V241H156ZM163 242V241H162ZM203 242V241H202ZM240 242V241H239ZM50 243V242H49ZM69 243V242H68ZM67 243V244H68ZM90 243V242H89ZM113 243V245H115V244H118V243H115L114 244ZM121 243V242H120ZM119 243V245H121ZM138 243H140V242H138ZM151 243V242H150ZM166 243H168V242H166ZM170 243V242H169ZM174 243V242H173ZM176 243V242H175ZM258 243V242H257ZM18 244V243H17ZM61 244V243H60ZM71 244V243H70ZM72 244H74V243H72ZM71 244V246H74V245H72ZM75 244H77V243H75ZM97 244V243H96ZM99 244V243H98ZM104 244V243H103ZM105 244H107V243H105ZM133 244V243H132ZM148 245H149V243H147ZM161 244V243H160ZM250 244V243H249ZM11 245V244H10ZM26 245V244H25ZM42 245V244H41ZM40 245V243H39V246H41ZM59 245V244H58ZM66 245V244H65ZM80 245H81V243H80ZM112 245V244H111ZM112 245V246H113ZM136 245H138L137 243H136ZM134 246V247H137V246ZM156 245V244H155ZM214 245V244H213ZM236 245V244H235ZM250 245H253V244H250ZM259 245V244H258ZM27 247H28V245H26ZM45 246V245H44ZM68 246H70L69 244H68ZM76 246V245H75ZM74 246V247H75ZM79 246V245H78ZM108 246V245H107ZM130 246V245H129ZM129 246L127 247L128 249H129ZM162 246H163V243H162ZM177 246V245H176ZM246 246V245H245ZM10 247V246H9ZM33 247V246H32ZM35 247V246H34ZM38 247V246H37ZM42 247V246H41ZM60 246H58V247H56L57 249L59 248ZM67 247V246H66ZM73 247V249H75ZM81 247V246H80ZM92 247H94V245L92 246ZM110 247V246H109ZM119 247V246H118ZM138 247H139V245H138ZM166 247V246H165ZM178 247V246H177ZM231 247V246H230ZM249 247V246H248ZM40 248V247H39ZM61 248V247H60ZM59 248V249H60ZM95 248H96V246H95ZM99 248H101V247H99ZM126 248V249H127ZM143 248L144 247H142V249H141V247H140V251L141 250H143ZM207 248V247H206ZM260 248V247H259ZM14 249V248H13ZM29 249H30V247H29ZM32 249V248H31ZM30 249V250H31ZM36 249V248H35ZM44 249V248H43ZM46 249V251H47V248H45ZM68 249V248H67ZM105 249V248H104ZM117 249V248H116ZM125 249V248H124ZM134 249V248H133ZM250 249V248H249ZM29 250V251H30ZM33 250H34V248H33ZM61 250V249H60ZM76 250H77V248H76ZM109 250V249H108ZM130 250V249H129ZM147 250V249H146ZM159 250H161L160 248H159ZM228 250H229V248H228ZM227 250V251H228ZM240 250V249H239ZM35 251V250H34ZM34 251H33V253H34ZM56 251V250H55ZM78 252H79V250H77ZM104 251V250H103ZM106 251V250H105ZM137 251H138V249H137ZM136 251V252H137ZM148 251V250H147ZM147 251H141L142 253L143 252H146L147 253ZM152 251V250H151ZM214 251V250H213ZM218 251V250H217ZM223 251V250H222ZM231 251H233V250H231ZM259 252H260V250H258ZM32 252V251H31ZM38 252V251H37ZM76 252V251H75ZM84 252V251H83ZM130 252V251H129ZM133 252V254H134V250L132 251ZM135 252V253H136ZM157 252H159V251H156V253H147L146 255H147V257H150V259H152L151 260V262L153 261V263H150V264H164V259H163V256H168V257H170V250L168 249V248H164L163 247V249L160 251V253H161V255H160V253H157ZM226 252V251H225ZM235 252V251H234ZM236 252H238V251H236ZM254 252V251H253ZM42 253V252H41ZM55 254H56V256H57V252H54ZM69 253V252H68ZM239 253V252H238ZM257 253V252H256ZM34 254H37V253H34ZM53 254V253H52ZM62 254V253H61ZM78 254V253H77ZM80 254V253H79ZM96 254V253H95ZM107 254V253H106ZM226 254V253H225ZM224 254V255H225ZM262 254V253H261ZM10 255V254H9ZM26 256H27V253L25 254ZM30 255V254H29ZM39 255H40V252H39ZM38 255V256H39ZM60 255V254H59ZM68 255V254H67ZM97 255V254H96ZM145 255V256H146ZM174 255V254H173ZM178 255H180V254H178ZM213 255V254H212ZM216 255V254H215ZM221 254H219V256H220ZM32 256H33V254H32ZM36 256V255H35ZM42 256H43V254H42ZM45 256V255H44ZM44 256H43V259H44ZM52 256V255H51ZM112 256V255H111ZM128 256V255H127ZM134 256V255H133ZM138 256V254L136 253V257ZM183 256H185V255H183ZM218 256V255H217ZM216 256V257H217ZM257 256V255H256ZM17 257V256H16ZM41 257V256H40ZM46 257H47V254H46ZM52 257H54V256H52ZM63 258H64V256H62ZM100 257V256H99ZM130 257V256H129ZM135 257V258H136ZM139 257V256H138ZM144 257V256H143ZM142 257V258H143ZM161 257V258H160ZM227 257V256H226ZM233 257H235V256H233ZM261 257H262V255H261ZM32 258V257H31ZM67 258V257H66ZM75 258V257H74ZM78 258V257H77ZM93 258V257H92ZM102 258V257H101ZM140 258V257H139ZM176 259H177V257H175ZM18 259H20V258H18ZM25 259V258H24ZM29 259V258H28ZM46 259H48V258H46ZM53 259V258H52ZM55 259H58V257H55ZM61 259V258H60ZM68 259V258H67ZM94 259H95V257H94ZM93 259V260H94ZM128 259V258H127ZM183 259V258H182ZM185 259V258H184ZM213 259V258H212ZM227 259V258H226ZM34 260V259H33ZM54 260V259H53ZM61 260H63V259H61ZM112 260V259H111ZM110 260V261H111ZM143 260V259H142ZM215 260V259H214ZM11 261V260H10ZM35 261V260H34ZM55 261V260H54ZM58 261V260H57ZM60 261V260H59ZM58 261V262H59ZM108 261V260H107ZM106 261V262H107ZM134 261H136V260H134ZM147 261H149V260H147ZM166 261H171V258H169V260H166ZM176 261V260H175ZM186 261V260H185ZM184 261V262H185ZM216 261V260H215ZM223 262H224V260H222ZM235 261V260H234ZM33 262V261H32ZM32 262H31V264H32ZM37 262V261H36ZM43 262V261H42ZM42 262H41V264H42ZM92 262V261H91ZM102 262V261H101ZM167 262V263H168ZM174 262V261H173ZM173 262H169V263H172L173 264ZM212 262V261H211ZM217 262V261H216ZM220 262V261H219ZM227 262V261H226ZM39 263V262H38ZM54 263V262H53ZM59 263H61V262H59ZM68 263V262H67ZM98 263V262H97ZM108 263V262H107ZM116 263H118V261L116 262ZM115 263V264H116ZM120 263H121V260H120ZM123 263V262H122ZM121 263V264H122ZM134 263V262H133ZM148 263V262H147ZM176 263V262H175ZM180 263V262H179ZM183 263V262H182ZM262 263V262H261ZM33 264H35V263H33ZM55 264H56V261H55ZM58 264V263H57ZM96 264V263H95ZM124 264H126V263H124ZM166 264V263H165ZM212 264V263H211ZM215 264V263H214ZM231 264H232V262H231Z\"/></svg>",
  "mask_w": 264,
  "mask_h": 264
}]
</instances>
